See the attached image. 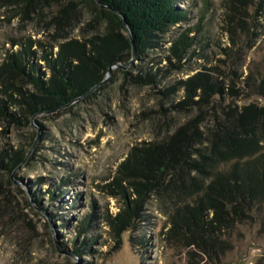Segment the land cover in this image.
<instances>
[{"label": "rangeland", "instance_id": "obj_1", "mask_svg": "<svg viewBox=\"0 0 264 264\" xmlns=\"http://www.w3.org/2000/svg\"><path fill=\"white\" fill-rule=\"evenodd\" d=\"M176 4L183 19L78 99L31 114L30 97H43L15 81L0 114V264H264V202L232 231L204 228L190 196L202 174L187 172L231 140L263 136L264 147V0ZM9 8L0 64L31 39L32 75L46 81L45 52L111 31L85 0Z\"/></svg>", "mask_w": 264, "mask_h": 264}, {"label": "trees", "instance_id": "obj_2", "mask_svg": "<svg viewBox=\"0 0 264 264\" xmlns=\"http://www.w3.org/2000/svg\"><path fill=\"white\" fill-rule=\"evenodd\" d=\"M45 1L0 0V7L3 4L10 6L12 17L20 12L29 16L32 9ZM85 1L91 11L110 23V33L97 41L91 40V44H95L91 48L87 47L88 42L71 38L61 42L56 52H45L42 58L53 70L50 81L32 75L35 63L30 58L33 55L31 39L21 42L18 49L7 52L0 64V114H6L9 101L14 98L9 91L17 79H29L43 97H30L29 112L33 114L82 97L104 78L112 64L127 62L131 58V39L119 34V30L127 28L123 17L113 8L125 15L135 40L137 56L144 51L152 32L162 31L170 23L183 19L186 14L178 7L176 0ZM95 42H101L100 46ZM93 51L98 52L97 55ZM262 140L263 136L258 135L231 140L230 144L225 143L227 151L221 152L220 158L190 162L187 172L197 168L201 171L199 175L202 174L192 177L198 193H191L190 196L196 201L194 208L199 224L204 228H216L224 234L228 230L232 231L237 221L252 219V210L264 202ZM202 157H206L205 153ZM20 160H23V155ZM219 164H224V168H217ZM210 177L214 180L207 184Z\"/></svg>", "mask_w": 264, "mask_h": 264}, {"label": "water", "instance_id": "obj_3", "mask_svg": "<svg viewBox=\"0 0 264 264\" xmlns=\"http://www.w3.org/2000/svg\"><path fill=\"white\" fill-rule=\"evenodd\" d=\"M98 1V0H97ZM101 6H104V5H101ZM113 10H115L117 13H119L122 17H123V22L127 28V31H128V35L131 39V44H132V56L131 58L125 62L124 64L123 63H120V62H116L114 64H112L109 69H108V72L110 73L112 68L113 67H127L129 66L131 63H133V61L135 60L136 56H137V50H136V44H135V40H134V37L132 35V32H131V29L129 28L128 24H127V21H126V18H125V15L123 13H121L118 9H115L113 8Z\"/></svg>", "mask_w": 264, "mask_h": 264}]
</instances>
